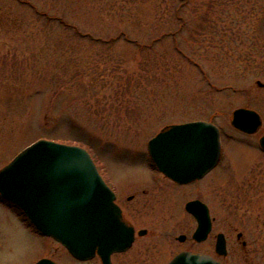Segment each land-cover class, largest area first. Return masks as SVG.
Segmentation results:
<instances>
[{
  "label": "rangeland",
  "instance_id": "obj_1",
  "mask_svg": "<svg viewBox=\"0 0 264 264\" xmlns=\"http://www.w3.org/2000/svg\"><path fill=\"white\" fill-rule=\"evenodd\" d=\"M238 108L259 114L256 133L231 126ZM192 120L221 133L220 160L201 183L212 231L194 250L214 256L222 233V264H264V0H0V169L46 139L84 148L120 187V175L142 174L152 137ZM15 213L0 201V264L78 263ZM142 243L112 262L140 264Z\"/></svg>",
  "mask_w": 264,
  "mask_h": 264
},
{
  "label": "water",
  "instance_id": "obj_2",
  "mask_svg": "<svg viewBox=\"0 0 264 264\" xmlns=\"http://www.w3.org/2000/svg\"><path fill=\"white\" fill-rule=\"evenodd\" d=\"M230 124L251 135L262 121L254 110L238 108L232 112ZM178 142H191V150L180 155L172 152L169 145ZM259 146L264 151V135ZM147 149L162 174L184 184L204 177L216 166L220 133L205 121L169 125L148 141ZM0 197L16 206L40 234L61 244L80 264H113L110 255L126 250L133 240V230L123 221L112 191L89 153L78 146L45 139L28 145L0 169ZM186 210L197 221L193 238L205 240L211 228L206 205L193 201L186 204ZM241 236L237 234V238ZM215 253L226 255L222 233L216 237ZM95 256L100 262H87ZM35 264L56 263L43 258ZM168 264L221 263L207 254L181 252Z\"/></svg>",
  "mask_w": 264,
  "mask_h": 264
},
{
  "label": "flooded vegetation",
  "instance_id": "obj_3",
  "mask_svg": "<svg viewBox=\"0 0 264 264\" xmlns=\"http://www.w3.org/2000/svg\"><path fill=\"white\" fill-rule=\"evenodd\" d=\"M144 158V164L139 165L141 168L140 173L142 174L138 173L139 175H132L129 172L130 176H126L125 174L120 175L121 181L123 180L120 187L116 180L114 185L111 183L110 178L104 170L99 172L102 180L114 195L115 204L120 209L123 221L133 230V240L131 245L124 251L112 253L110 255V260L114 255H124L132 252L134 246L140 241L143 242L138 251V256H140L138 263L140 264H168L178 253L181 252L205 254L201 251L194 250V247L202 245L210 239L214 218L211 216L210 208L207 203L202 200L201 183L202 179L212 172L214 168L200 179L180 184L162 174L159 171L158 166L150 159L148 154H145ZM120 171H123V169ZM137 178L138 180H136ZM214 194L216 193L214 192ZM193 201H199L205 204L210 218V231L206 239L200 242L193 238V233L197 227V221L192 213L186 210V204ZM128 204L132 205V212L136 211L135 213H138L137 215H139L141 219L139 216L135 218V221H131L127 218L125 211L127 210L126 205ZM182 211L184 212V215L181 214L183 213ZM186 215H188L193 222L191 230H189V224L184 225L182 223L183 221H181V219H186ZM137 220H139L138 223L140 222L146 226L141 225L142 227H138L136 223ZM160 224L164 226L162 227ZM157 226L162 227L165 232L164 237L158 240L154 237L156 236V238H160L162 236H160V234L157 235V233L154 232L153 228ZM217 235L218 233L215 235L214 247ZM237 240L241 242L242 246V236L237 238ZM185 245L186 248L176 251L169 259H167V255L170 253L169 249L172 250L176 247ZM212 257L216 260L219 258L216 253ZM92 262L96 263L94 261ZM77 264H79V262ZM113 264L121 263L117 262Z\"/></svg>",
  "mask_w": 264,
  "mask_h": 264
},
{
  "label": "snow or ice",
  "instance_id": "obj_4",
  "mask_svg": "<svg viewBox=\"0 0 264 264\" xmlns=\"http://www.w3.org/2000/svg\"><path fill=\"white\" fill-rule=\"evenodd\" d=\"M169 148L172 152L177 155L187 153L191 150L192 144L191 142H178L172 145H169Z\"/></svg>",
  "mask_w": 264,
  "mask_h": 264
},
{
  "label": "trees",
  "instance_id": "obj_5",
  "mask_svg": "<svg viewBox=\"0 0 264 264\" xmlns=\"http://www.w3.org/2000/svg\"><path fill=\"white\" fill-rule=\"evenodd\" d=\"M184 1V0H183ZM184 4H186V3H184ZM183 6V5H182ZM181 11V6H180V8H179V10H178V20H180V21H186V19L184 18V16H182V13L180 12ZM53 19H57L58 20V22L59 23H61V24H63V25H68L64 20H63V18H61V17H56V16H54V18ZM77 33H79L78 31H77ZM139 48H140V46H139ZM152 48V45H150V46H145L144 47V49H148V51H150V49ZM142 48H140V50H141Z\"/></svg>",
  "mask_w": 264,
  "mask_h": 264
}]
</instances>
